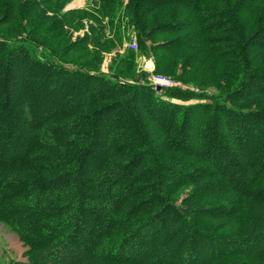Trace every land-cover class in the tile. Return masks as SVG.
I'll return each instance as SVG.
<instances>
[{"label": "trees", "instance_id": "16d2710c", "mask_svg": "<svg viewBox=\"0 0 264 264\" xmlns=\"http://www.w3.org/2000/svg\"><path fill=\"white\" fill-rule=\"evenodd\" d=\"M69 1L0 0V222L29 258L12 264H264V0H90L50 21ZM131 28L200 91L95 67Z\"/></svg>", "mask_w": 264, "mask_h": 264}, {"label": "rangeland", "instance_id": "374dc122", "mask_svg": "<svg viewBox=\"0 0 264 264\" xmlns=\"http://www.w3.org/2000/svg\"><path fill=\"white\" fill-rule=\"evenodd\" d=\"M90 4V0H70L59 12L55 11L53 13H48V15L46 16L51 17L52 19L50 21L53 22L55 18L59 19L60 16L66 15V13L69 11L79 9L86 10L90 6ZM40 11H43V9L38 8V10L35 11L34 15H44L43 13H40ZM42 22L44 23V21ZM42 22L36 19L34 27L41 26L43 24ZM52 22L48 23V27H50ZM91 24L92 22L88 19L80 21L77 18L74 26L66 27L68 41L71 43H76L83 39L85 35H88ZM45 29H47V27L42 30V33L46 32ZM2 31L9 35H14V32L12 30L10 31L8 29H5ZM135 37V32L131 28L128 34V39H124L121 44V49L119 48L112 52L104 53L99 57H95L92 63H94L95 67H97L100 71L105 74H108L110 73V71H112L119 73L123 76L135 77L137 73L142 72L147 74V82L149 85H152L151 77L153 75H160L172 79L176 83V85L173 87H179L182 89H192L196 92L200 91L199 88H193L182 84V82H180L176 77L170 75L169 73L155 72V64L153 59L141 55L139 53V48L133 49V47H131V43ZM136 42L138 44L137 39ZM59 43L60 42H54V44L52 43L51 45L56 46ZM127 51H132L135 53L134 66L127 65L124 61L123 56ZM149 61H151L154 66V69L151 72L147 70V62ZM27 251L28 247L23 244V242L20 240L18 235L12 230V228L9 225L0 222V264H12L17 261H27L29 259L28 255L26 254Z\"/></svg>", "mask_w": 264, "mask_h": 264}, {"label": "built area", "instance_id": "2783aa9c", "mask_svg": "<svg viewBox=\"0 0 264 264\" xmlns=\"http://www.w3.org/2000/svg\"><path fill=\"white\" fill-rule=\"evenodd\" d=\"M131 47H133V49H137L138 48V44L136 42V38L133 39L132 43H131ZM153 63L151 61L147 62V70L148 71H153ZM151 81H152V85L153 87L156 89L157 87H161L162 89L165 88H169V87H173L176 85V83L167 77L164 76H160V75H153L151 77Z\"/></svg>", "mask_w": 264, "mask_h": 264}, {"label": "water", "instance_id": "95a60500", "mask_svg": "<svg viewBox=\"0 0 264 264\" xmlns=\"http://www.w3.org/2000/svg\"><path fill=\"white\" fill-rule=\"evenodd\" d=\"M156 89H157L158 91H161V90H162V88H161V87H157Z\"/></svg>", "mask_w": 264, "mask_h": 264}]
</instances>
